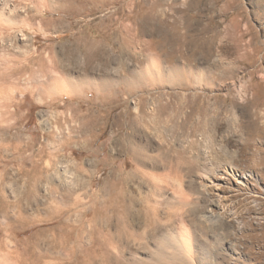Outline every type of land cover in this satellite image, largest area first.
I'll list each match as a JSON object with an SVG mask.
<instances>
[{"label":"rangeland","instance_id":"rangeland-1","mask_svg":"<svg viewBox=\"0 0 264 264\" xmlns=\"http://www.w3.org/2000/svg\"><path fill=\"white\" fill-rule=\"evenodd\" d=\"M0 264H264V0H0Z\"/></svg>","mask_w":264,"mask_h":264},{"label":"bare ground","instance_id":"bare-ground-1","mask_svg":"<svg viewBox=\"0 0 264 264\" xmlns=\"http://www.w3.org/2000/svg\"><path fill=\"white\" fill-rule=\"evenodd\" d=\"M2 1V0H1ZM161 252V251H160Z\"/></svg>","mask_w":264,"mask_h":264}]
</instances>
